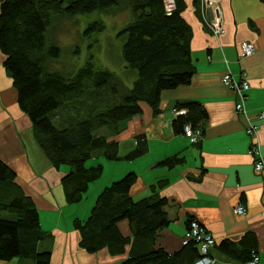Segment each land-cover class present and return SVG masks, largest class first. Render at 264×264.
I'll return each instance as SVG.
<instances>
[{
  "label": "trees",
  "instance_id": "trees-1",
  "mask_svg": "<svg viewBox=\"0 0 264 264\" xmlns=\"http://www.w3.org/2000/svg\"><path fill=\"white\" fill-rule=\"evenodd\" d=\"M0 1V51L17 92L19 109L29 117L35 140L53 167L70 168L62 185L67 203L78 204L104 172L103 165L87 167V162L98 153L107 160L121 161L119 144L109 141V137L117 136L128 121L142 115L144 105L154 115H160L163 92L192 83L193 34L183 17L185 0H174L173 11L166 8L164 0ZM125 11L130 20L117 33V39L122 42L125 70L133 75V80L124 94L114 83L115 73L96 68L92 61L70 74L53 68L52 63L62 55L61 48L49 42L54 19ZM104 30L103 21H95L88 24L85 34ZM106 92H110V99ZM87 94L92 101L79 107L78 101ZM74 103V117L68 122L59 111ZM173 110L185 111L172 121L176 135H184L185 126L202 130L209 118L206 108L198 102L177 103ZM147 150L145 137L139 136L137 148L126 159H137ZM182 161L172 157L161 165L172 169ZM137 180V175L130 173L105 187L89 218L74 221L81 234L80 246L90 254L103 249L113 256L128 252V259L121 264H194L200 257L195 243L185 246L179 255H169L157 247L160 231L170 224L166 211L169 201L158 191L165 183L152 186L151 196L135 201L131 191ZM0 212L14 216L0 217V262L20 259L51 264L50 252H37V244L46 237L39 210L17 183L16 172L1 158ZM123 222L129 224L131 237L121 232ZM221 249L229 256L237 251L228 241L222 243ZM253 251L256 250L249 249L247 256L241 258L243 264L250 260Z\"/></svg>",
  "mask_w": 264,
  "mask_h": 264
},
{
  "label": "crops",
  "instance_id": "crops-1",
  "mask_svg": "<svg viewBox=\"0 0 264 264\" xmlns=\"http://www.w3.org/2000/svg\"><path fill=\"white\" fill-rule=\"evenodd\" d=\"M185 4L183 17L193 34V81L163 92L160 115L144 105L142 115L128 121L120 134L109 137L119 144L121 161L105 158L110 180L99 187L97 195L130 173L138 177L131 191L135 201L151 196L152 186L165 183L158 191L169 201L166 211L170 224L160 231L157 247L169 255L181 254L188 222L194 219L215 238L211 253L216 264H243L241 258L249 249L256 250L260 264H264V174L255 171L256 159L250 155L252 146L259 144L264 160V121L259 118L264 112V1L223 0L226 32L222 36L213 35L207 28L200 2L185 0ZM244 42L255 45L251 57H242ZM4 61L0 51V158L16 172L17 183L39 210L46 237L37 244V252H50L51 264H121L128 259V252L113 256L103 249L90 254L80 246L81 234L74 227L79 216L72 211L77 204L67 203L62 185L70 169H55L36 143L33 125L19 109ZM227 74L250 85L245 115L237 113V93L222 82ZM187 102L201 103L209 115L197 144L176 135L172 127V109ZM250 127H257L254 136L247 133ZM139 136L147 141V153L127 160L137 148ZM18 157L22 158L16 160ZM172 157L183 161L172 169L161 165ZM240 205L247 211L244 216L234 213ZM120 229L131 237L127 222L121 223ZM225 241L236 246L234 255L221 249ZM0 264L34 263L14 259Z\"/></svg>",
  "mask_w": 264,
  "mask_h": 264
},
{
  "label": "rangeland",
  "instance_id": "rangeland-1",
  "mask_svg": "<svg viewBox=\"0 0 264 264\" xmlns=\"http://www.w3.org/2000/svg\"><path fill=\"white\" fill-rule=\"evenodd\" d=\"M129 20L130 14L127 11L113 15L93 14L85 17L79 16L72 19H54V22L49 29V42H53L59 46L62 50V55L58 61L52 63L53 68L57 71L70 74L76 72L79 68L92 61L96 68H107L115 73L116 78L114 83L118 87V91L124 94L126 87L132 85L133 75L125 70V65L121 59L122 42L117 39V33L129 23ZM95 21H103L105 30L102 31V33L90 32L89 35H86L85 32L88 24ZM109 93L106 92L108 96L107 99H110L111 94ZM91 101L92 98L90 97V94H87L84 98L78 101L77 105L81 108L86 107ZM77 105L75 103L69 104L67 110L61 109L59 112L61 115L65 116V120L70 122L74 117L73 114ZM56 126L58 125L56 124ZM21 158L22 157H18L16 160ZM104 162L105 157L98 153L86 164L87 167L103 165L104 172L98 181L94 184L92 183L93 185L90 186V190L85 194L82 202L73 206L74 210L72 211L76 212L79 216L77 218L82 221L90 216L98 198L97 191L99 187H101V185L104 186L110 180L109 170L103 164ZM64 167L70 169L68 166ZM66 215H68V213H66ZM0 217L5 219L14 218L12 214L6 212H0Z\"/></svg>",
  "mask_w": 264,
  "mask_h": 264
},
{
  "label": "built area",
  "instance_id": "built-area-1",
  "mask_svg": "<svg viewBox=\"0 0 264 264\" xmlns=\"http://www.w3.org/2000/svg\"><path fill=\"white\" fill-rule=\"evenodd\" d=\"M222 0H200V4L205 11V23L207 28L216 36H222L225 34L223 13L221 8ZM166 8L169 11H173L175 6L174 0H164ZM208 14V15H207ZM210 14V16H209ZM256 51L255 45L251 42H244L241 44V53L243 58L251 57ZM222 82L224 85L232 89L237 93L239 98V103L236 106L237 113L245 115V101L247 98V92L250 90V85L248 81L241 80L236 81L232 74H227L223 77ZM174 115H181L185 111L173 110ZM259 118L264 121V112L259 115ZM257 127H250L247 133L254 136ZM184 136L190 141L191 144H197L199 139L202 137V130H194L191 126H185ZM256 159L255 171L259 174H264V160L261 154V149L259 144H254L250 151ZM236 215H246L247 211L244 206H238L234 209ZM195 243L200 252V257L195 261L194 264H216L215 259L212 256V249L215 247V238L211 233H209L197 220H190L188 222V228L186 230L185 236L182 241V245L189 246ZM261 259L257 251H253L250 260L245 262V264H260Z\"/></svg>",
  "mask_w": 264,
  "mask_h": 264
}]
</instances>
